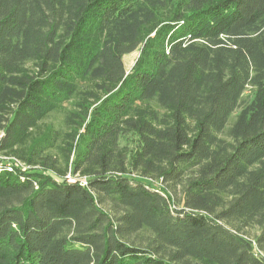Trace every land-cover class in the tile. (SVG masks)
Returning a JSON list of instances; mask_svg holds the SVG:
<instances>
[{
  "label": "trees",
  "instance_id": "obj_1",
  "mask_svg": "<svg viewBox=\"0 0 264 264\" xmlns=\"http://www.w3.org/2000/svg\"><path fill=\"white\" fill-rule=\"evenodd\" d=\"M0 153V264H264V0H0Z\"/></svg>",
  "mask_w": 264,
  "mask_h": 264
},
{
  "label": "rangeland",
  "instance_id": "obj_2",
  "mask_svg": "<svg viewBox=\"0 0 264 264\" xmlns=\"http://www.w3.org/2000/svg\"><path fill=\"white\" fill-rule=\"evenodd\" d=\"M140 57V51H136L130 55H127L125 58H124V64H125V68L126 70L129 72L132 70V68L135 66L137 60L139 59ZM62 116L59 115V116H55L53 118H51L48 122H51V121H55L56 124L58 126H60L62 124ZM138 144V139L135 135L133 134H129L125 137L122 138L121 140V146L122 147H127L128 149H134ZM0 159L2 160H10V161H19L22 165H24L23 167L24 168H27L29 167V165H27L26 163H24L23 161L15 158V157H9V156H5L3 155L2 153H0ZM154 188L156 189H160V185L159 184H154Z\"/></svg>",
  "mask_w": 264,
  "mask_h": 264
},
{
  "label": "built area",
  "instance_id": "obj_3",
  "mask_svg": "<svg viewBox=\"0 0 264 264\" xmlns=\"http://www.w3.org/2000/svg\"><path fill=\"white\" fill-rule=\"evenodd\" d=\"M24 165H22L19 161H10V160H2L0 159V170L5 168L10 172H13L14 169H19L22 172H28L31 171V167L24 168ZM65 180L70 184H80L83 187L88 186V180L83 177L73 176L72 174H68L65 177Z\"/></svg>",
  "mask_w": 264,
  "mask_h": 264
}]
</instances>
